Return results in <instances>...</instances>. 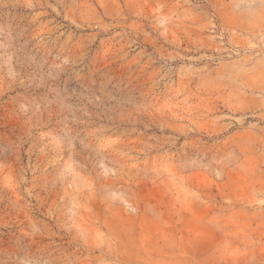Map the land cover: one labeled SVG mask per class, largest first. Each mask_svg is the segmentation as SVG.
Listing matches in <instances>:
<instances>
[{
	"label": "rangeland",
	"instance_id": "obj_1",
	"mask_svg": "<svg viewBox=\"0 0 264 264\" xmlns=\"http://www.w3.org/2000/svg\"><path fill=\"white\" fill-rule=\"evenodd\" d=\"M0 264H264V0H0Z\"/></svg>",
	"mask_w": 264,
	"mask_h": 264
}]
</instances>
